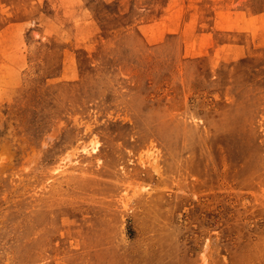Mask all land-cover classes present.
Wrapping results in <instances>:
<instances>
[{"label": "rangeland", "instance_id": "obj_1", "mask_svg": "<svg viewBox=\"0 0 264 264\" xmlns=\"http://www.w3.org/2000/svg\"><path fill=\"white\" fill-rule=\"evenodd\" d=\"M0 264H264V0H0Z\"/></svg>", "mask_w": 264, "mask_h": 264}, {"label": "bare ground", "instance_id": "obj_2", "mask_svg": "<svg viewBox=\"0 0 264 264\" xmlns=\"http://www.w3.org/2000/svg\"><path fill=\"white\" fill-rule=\"evenodd\" d=\"M1 53L5 54L4 52H1ZM57 88H59V84L58 83H56L55 86H54V89H57ZM57 109H59L57 111H69V112H73V111L85 112V111H87V109H83V108L81 110H77V109L73 108L72 106H70L68 104L66 105V109L64 107H58ZM91 148L93 150H95L97 148V142L93 143ZM83 150L87 151L88 150V146L87 145L83 146Z\"/></svg>", "mask_w": 264, "mask_h": 264}]
</instances>
